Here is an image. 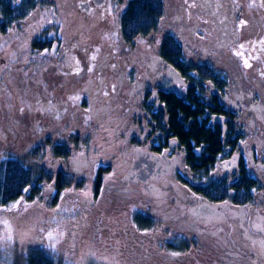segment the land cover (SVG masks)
<instances>
[{
    "label": "trees",
    "instance_id": "obj_1",
    "mask_svg": "<svg viewBox=\"0 0 264 264\" xmlns=\"http://www.w3.org/2000/svg\"><path fill=\"white\" fill-rule=\"evenodd\" d=\"M243 2L230 0L239 13L255 17L258 27H264V0ZM72 7L73 0H0V133L11 129L14 140L27 133L33 139L44 132L43 137L24 143L25 148L16 141L9 144L0 136V208L21 199L39 203L37 214L42 220L35 226L62 231L66 241L60 243L59 250L72 255V248L66 246L68 237L72 239L71 233L84 228L90 251L101 264H252L254 251L249 243L227 231L210 233L212 225L194 220L189 212L203 202L228 201L251 208L257 197L264 198V187L257 176L253 178L242 164L237 172L218 178L220 161L230 159L240 139L250 134L245 125L230 120L224 122L222 133L219 123L213 121L236 116L220 101L228 89L226 76L206 61L188 60L184 55L187 45L181 38L159 29L179 10L180 15L194 20L198 16L194 4L186 0H127L118 17V36L124 43L134 46L132 39L157 34L159 56L183 80L177 90L158 92V109L146 103L138 105L144 112L149 137L160 133L158 151L171 137L180 153L176 157L178 166L153 182L155 193L141 182L123 181L120 168L130 165V152L120 166L116 162L121 157L109 154L123 149L126 142L137 146L138 141L99 139L100 129L89 124L94 116L90 119L77 114L81 107L89 108L87 103L93 98L87 91L70 89L76 86L82 68L74 51L86 57L98 53L99 45L84 42L74 28L65 66L58 67L61 64L54 56L63 41V29L75 23L66 25L67 19L74 17L71 12L78 14L80 21L89 15ZM67 12L71 14L67 16ZM111 47L118 52L116 44L111 43ZM78 63L80 69L75 73L65 69L76 68ZM116 102L120 103L118 111L127 104L129 110V99L120 97ZM102 130L105 133V128ZM67 133V137L63 135ZM73 155L81 157L88 167L90 162L97 163L94 170L84 173L90 185V199L86 201L70 200L62 194L71 181L58 168L61 164L67 169V160ZM108 180L118 189L106 194ZM133 188L136 191H131ZM77 189H83V182L77 183ZM45 191L52 195L47 198ZM60 201L67 205L62 213ZM257 204L264 206V202ZM24 262L59 264L40 248L30 250Z\"/></svg>",
    "mask_w": 264,
    "mask_h": 264
},
{
    "label": "flooded vegetation",
    "instance_id": "obj_2",
    "mask_svg": "<svg viewBox=\"0 0 264 264\" xmlns=\"http://www.w3.org/2000/svg\"><path fill=\"white\" fill-rule=\"evenodd\" d=\"M81 1L79 3H84L88 6V11H84L87 14L98 11L100 16L114 15V32L118 36L120 32L118 17L122 10L126 8L127 0H104L99 5H95L93 0ZM215 3L218 5L215 11L213 12V7L210 9L216 14V17L211 16L208 21L205 20V17L197 16L192 20L199 24H196V27L192 29L193 34L189 38L191 44L184 49V55L186 57L187 49L191 53L195 52L196 57L204 56L207 52L208 54H216V64L220 68V70H217L225 75L228 81L226 96L221 97L220 101L226 104L228 108H231L236 116L227 119L219 117L218 119H213V121L219 123L222 133L225 131L224 122L228 120L233 124L245 125L250 130V134L245 133L243 139H240L237 150L231 152L230 159L220 161L218 178L237 172L239 165L242 164L247 167L253 178L257 176L259 184L264 187V27H258L259 23L255 21L254 17L251 19L252 22L250 21L254 29L247 30L248 20L240 16L236 5L230 6L232 19H228L231 24H227L222 3L220 0H216ZM207 13L204 14L207 15ZM185 18L188 19L186 15ZM177 21L176 15H173L172 20L169 22L170 27L163 28L166 21L163 22L159 28L161 33H175L178 25ZM216 31L218 32V38L215 45H213L212 43L214 42L211 39ZM114 39L111 40V43L113 45L114 41L121 43L124 45V51L113 52V47L110 44L111 51L109 50L108 54H106V66L107 70L114 69L116 73L121 69L118 73V84L114 86L112 74L107 75L104 71L99 72L96 68L98 53L86 55V64L82 65L79 75L80 77H90L87 80L88 85L86 88H80V91L91 93L93 102L87 103L89 108L81 107L78 109L77 114L79 117L86 115L90 119V116H94V119H92V122L90 120L89 124L97 125V128L100 129L98 130V135L105 128V138L113 137L116 140L125 142L135 138L138 141V145L133 147L134 158L141 153H148L150 157L156 159L157 167L160 166L159 172L151 174L146 182H141L149 190H152L153 182L159 180L164 175L163 173L178 166L180 160L177 159V161L176 157L180 153L177 144L171 137L167 139V142L158 151L160 133L156 132V134L149 137V128L142 117L144 112L141 108H138V105L146 103L154 110L158 109L161 106L157 100L158 92L169 89L177 90L178 87L182 86L183 80L179 72L164 62L159 56V36L157 34L152 37H136L132 39L134 46L124 43V40L119 36L116 40ZM191 53L186 57L188 60H192ZM65 54H67L66 51L64 52ZM113 55L117 56L116 59H120V61L124 58L122 63H117V66H115L116 62H113ZM130 58L132 59L131 63H129ZM201 58L200 61H204L205 57ZM193 61H196V59ZM230 61H232L231 67L227 65L230 64ZM245 61L250 66H245ZM99 65L100 63H98ZM231 74L238 77V81L243 87L239 89V86H237L236 90L231 88ZM163 77L169 83L168 86L162 85L161 78ZM105 79H107V82L104 81ZM238 81L235 80V83H239ZM244 86L248 89L245 90ZM251 86L255 87V90ZM229 92L232 94V101L228 100L229 96L227 94ZM121 93H126V96H122ZM120 97L129 99V110L127 104L118 111L117 108L120 103L116 101ZM123 103L126 104L125 102ZM99 110L101 111L99 112ZM111 152L109 151V154ZM122 156H124V153ZM133 159L130 161V165H124L120 168V171L125 173L123 181L140 182L138 180H130L132 173H128V170ZM81 163L84 164L83 162ZM96 164L95 161L90 162V169L94 170ZM160 173L162 174L160 175ZM257 198L258 200L251 208L241 207L228 201L213 204L203 202L210 210L199 213L189 210V212L195 216L194 220L195 218L201 219L212 225L211 227L213 228L210 230L212 234H220L224 233V231L229 232L230 229H232V233H235V230H233L235 228L234 222L238 223L237 225H240L242 236L245 240L242 237L238 238L251 244L254 251L253 258H255L256 254L259 259V261L252 260V264H264V206L259 207L257 204L259 202L263 203L264 198Z\"/></svg>",
    "mask_w": 264,
    "mask_h": 264
},
{
    "label": "rangeland",
    "instance_id": "obj_3",
    "mask_svg": "<svg viewBox=\"0 0 264 264\" xmlns=\"http://www.w3.org/2000/svg\"><path fill=\"white\" fill-rule=\"evenodd\" d=\"M71 0H69L70 2ZM187 3L189 4H194L195 6V14L198 16H202L205 17V20H209V18L212 16L216 17V14H214L213 12L216 9V0H186ZM193 1V2H192ZM244 0H241V3L243 4ZM82 2L81 0H73V7L72 9H74V6H76L78 8V3ZM220 2L222 3V7L225 11V17H226V23H230L228 22V19H232V14L230 13V0H220ZM211 7H213V12L211 11ZM79 9V8H78ZM243 10H245L243 8ZM76 11V10H75ZM81 11V10H80ZM84 12V11H82ZM209 12V13H207ZM68 13V12H67ZM73 13V14H71ZM70 14L73 15L74 17L70 20L67 19V23L66 25H69V22L73 23L72 27H66L64 30V37H63V41H61V46L56 48V54L54 56L55 59H57L58 62H60L59 58L62 56V54L66 51L68 52L69 50H71V44H72V36L73 34H70V31H73L74 28H77L78 31H80L81 36L83 37V41L86 43H91V44H97L99 45V52H98V63H100V65L97 66L96 68L99 70V72L104 71L107 75L112 74L111 76L114 77L113 79V83L114 86H116L118 84V73L121 71V69H119L118 73L114 72V69L112 70H107V62H106V54H108V51L110 49V44H111V40L114 39L116 40V38H118V36L116 35V33L114 32V15H103L100 16V13L98 11H94L89 13V15L86 18H82V20L80 21L78 14H76L75 12H71ZM182 11L174 13V15H176L177 18V23L178 25L176 26V32L177 35H179V37L182 40V43H185L186 45H190L191 41L189 40V38L192 36L193 32L192 29L196 27V23L194 21H191L189 18L186 19L185 15L182 14ZM207 13V15L205 14ZM69 13L67 14L70 15ZM173 16V14L170 15V17ZM240 16H242L243 18L246 17V19L248 20V25H247V30H253L254 26L251 23L252 22V17H250L248 14L246 15L245 12H241ZM251 21V22H250ZM256 21V20H255ZM225 23V25H227ZM231 24V23H230ZM164 27H170L169 26V22L167 21L165 23V25H163ZM76 30V29H75ZM115 33V34H114ZM252 33V31H251ZM251 35V34H250ZM218 38V32L216 31L213 35V38L211 39L213 45H215V42L217 41ZM118 43V44H117ZM116 44L117 46V50L118 52H122L124 51V45H122L119 42H115L114 41V45ZM74 58H78L80 63H81V67L82 65L86 64V57L83 56L81 53L77 52L76 50L74 51ZM187 54L191 53V51L189 49H187ZM79 53V54H78ZM67 55V54H65ZM63 56V59L61 60L62 62H60L61 66H58L59 68L61 67V69L64 68L65 66V59L66 56ZM117 56L113 55V62L117 63H122L123 59L120 61L116 59ZM201 57H205L204 61L210 63L211 65H214V67L218 70H220L218 64H216L217 62V57L216 54H212V53H205L204 56H195V53H191V59L194 60H200L202 59ZM46 58V57H45ZM67 60V59H66ZM132 62V59H129V63ZM229 67L232 66V61H230V64H227ZM68 71H71L73 73L79 71L80 66L79 63L76 66V68H73L71 66H68L65 68ZM91 75V74H89ZM90 76H85V77H80L78 76L77 79L78 82L76 83V86H71L70 89L73 90H79L81 88V85L85 84L87 82V80L89 79ZM108 78V77H107ZM235 80L238 81V77H235L234 75L231 74V88L233 90H236L239 86V89L242 86V84L240 83H235ZM105 82H107V79L104 80ZM123 82V80H122ZM161 83L162 85L165 84L168 86V82L163 78H161ZM245 90H247L248 88L245 87ZM252 89L255 90V87H252ZM251 90V89H250ZM121 95L126 96V93H121ZM231 93L229 92L227 94L228 100L230 99L232 101L231 98ZM128 96V95H127ZM65 119V117H64ZM66 121V119H65ZM64 121V122H65ZM61 123V122H60ZM62 125V124H61ZM79 129V128H78ZM52 130V129H51ZM12 130H2V133H0V136L5 139L6 142H10L9 144H12V141H16L14 143H20L19 145L24 146V148L26 147V145H24V143H27L29 141H35L36 139H39L41 137H43L44 132L35 136L33 139H30L29 134H25L24 136H21V138H16L14 137V140H12V135H11ZM13 133V132H12ZM64 136H68L69 133H67V135L63 134ZM0 137V138H1ZM65 137V139H67ZM105 138L104 133L102 132L99 136V139ZM128 142H126L124 145L122 144V148L123 150H121L119 152L118 149H115L114 151H112L110 154H112V156L116 155L118 157H121L117 160L116 164L117 166L121 165V162L123 160V157L128 156L129 157V152L131 153V160L134 158L135 153L133 151V147L132 146H128L127 145ZM128 146V147H127ZM106 152V151H105ZM124 153V156H122V154ZM81 157L75 158L74 155L69 158L67 160V169H64L62 166L59 165L60 168H58L59 170H62L66 173V177H69L70 181H71V185L70 187H68L67 189H65V191H62V194L64 193V195L66 197H69L70 200H76L77 198H79L81 201H86L90 199V194H89V188L90 185L88 183V177L84 175L85 171H90V167H88V164H82L81 162ZM53 168V170L57 169L56 167H51ZM50 168V170H51ZM173 169V168H172ZM52 171V170H51ZM170 171V170H169ZM167 172L163 173L164 175H166ZM162 173H160L161 175ZM125 175V173H124ZM124 177V176H123ZM84 180V181H83ZM83 182V189L81 191H79L77 189V183ZM151 183V182H150ZM107 186H108V190L106 192V194L113 193L115 192L116 189H118L115 185V183L112 180H108L107 182ZM131 191H136L135 188H133ZM152 192H156L155 190H151ZM48 192L45 191V194L47 196V198L52 195V192L47 195ZM61 193L58 194V197H60ZM126 201H128L126 199ZM18 201H13L8 203L7 205L3 206L0 208V264H25L24 262V258L26 257L27 253L32 250V249H42L44 252H46V254H48L52 259L54 258V260H56L57 263L59 264H87V262L89 260L96 262V264H101V262L97 261L94 258L93 252L90 251V247L91 245L88 243V241L90 239L86 238L87 237V233L85 231L84 228L77 230V233L73 232L71 233V238L69 239L68 237V241L66 246H69L70 248H72V255H67L66 253H64V251L59 250L60 247V243H62L64 240V234L62 231H59L58 229H44L41 230V227H36L35 224L37 223L40 224L42 218H40L41 216H39L38 210L37 208H39L40 204L39 203H29V201H24V200H19V204H17ZM60 212L62 213V211L64 210V208H66V204L64 201H60ZM13 205H17L16 207H12ZM63 205V206H62ZM137 208L142 211L144 210L142 206H137ZM49 212V211H48ZM47 212V218L49 216V213ZM79 217V215H78ZM81 218V217H80ZM80 218H79V223H80ZM82 222L84 223V220H82ZM45 224V223H43ZM231 224V223H230ZM238 223L234 222L235 228L233 230H235V233H232V229H230V233L231 234H235V237H242V239L244 238L242 236V232H241V228L240 225H237ZM242 227V226H241ZM233 228V227H232ZM87 230V229H86ZM49 233H51V237L49 236ZM76 235V238L73 239V237ZM245 240V238H244ZM243 240V241H244ZM246 242V241H245ZM251 245V244H250ZM66 246H64V250L66 249ZM252 246V245H251ZM253 248V247H252ZM66 252V251H65ZM259 252V251H258ZM254 260L259 261L258 257H256V254L254 256ZM104 258V257H103ZM104 260V259H103ZM254 261V262H255ZM262 263V262H261ZM94 264V263H93Z\"/></svg>",
    "mask_w": 264,
    "mask_h": 264
},
{
    "label": "water",
    "instance_id": "obj_4",
    "mask_svg": "<svg viewBox=\"0 0 264 264\" xmlns=\"http://www.w3.org/2000/svg\"><path fill=\"white\" fill-rule=\"evenodd\" d=\"M104 0H93L95 5H99ZM79 9L83 11H88V6L84 3H79ZM64 56V53L59 58L61 61ZM160 170V166L157 167L156 159H153L148 155V153H141L137 155L128 170V173H132V177L130 180H138L140 182H146L148 178H150L151 174L158 173ZM191 210L195 213H199L201 211H207L210 210L208 206L204 204H199L198 206H195L191 208Z\"/></svg>",
    "mask_w": 264,
    "mask_h": 264
},
{
    "label": "snow or ice",
    "instance_id": "obj_5",
    "mask_svg": "<svg viewBox=\"0 0 264 264\" xmlns=\"http://www.w3.org/2000/svg\"><path fill=\"white\" fill-rule=\"evenodd\" d=\"M262 6H264V5H262ZM238 55H241L240 53H237ZM93 59H94V57H93ZM245 66H250V65H248L247 64V61H245ZM25 191H27L26 189H25ZM17 204H19V201L17 202ZM17 205H13L12 207H16ZM51 233H49V236L51 237Z\"/></svg>",
    "mask_w": 264,
    "mask_h": 264
}]
</instances>
